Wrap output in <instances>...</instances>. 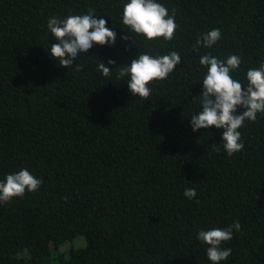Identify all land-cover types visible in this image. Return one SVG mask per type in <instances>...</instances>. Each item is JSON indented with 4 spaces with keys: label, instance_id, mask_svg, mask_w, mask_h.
I'll use <instances>...</instances> for the list:
<instances>
[{
    "label": "trees",
    "instance_id": "trees-1",
    "mask_svg": "<svg viewBox=\"0 0 264 264\" xmlns=\"http://www.w3.org/2000/svg\"><path fill=\"white\" fill-rule=\"evenodd\" d=\"M128 2L0 0V181L27 169L42 182L0 203V264H212L198 233L237 221L220 264H264V113L238 129L244 148L232 156L223 129L193 132L190 122L202 110L203 55L239 56L231 75L245 88L247 71L264 64V0H156L175 16L170 41L132 34ZM89 10L115 45L94 44L60 67L47 21ZM213 29L216 44L194 50ZM173 51L181 63L148 85L147 100L118 76L141 53ZM77 235L83 243L60 249Z\"/></svg>",
    "mask_w": 264,
    "mask_h": 264
},
{
    "label": "clouds",
    "instance_id": "clouds-1",
    "mask_svg": "<svg viewBox=\"0 0 264 264\" xmlns=\"http://www.w3.org/2000/svg\"><path fill=\"white\" fill-rule=\"evenodd\" d=\"M93 11L89 10L84 15H69L64 19L52 17L47 21V28L57 41L50 47V58L59 60L60 67L71 68L78 55L88 52L94 44L115 45L116 32L106 27L107 20L95 18ZM122 23L132 34L142 35L147 40L162 37L170 41L174 38L177 28L174 14L169 16L166 7L156 0H130L124 4ZM220 37V30L213 29L203 34L202 39L197 38L193 48L197 51L198 46L210 48ZM121 40L127 41L128 36H121ZM115 63L111 59L107 61L108 65ZM180 63V55L175 51L158 57L141 53L138 58L131 61L130 66H124L118 76L129 77L126 83L130 93L147 100L151 95L148 85L156 80L166 79ZM199 63L207 66V74L202 80L200 94L202 110L190 118L192 130L195 132L213 126L223 129L222 146L227 155L232 156L244 148L238 129L245 120L254 122L257 113H264V64L258 69L247 71L248 84L245 88L231 75L241 64L239 56L231 55L226 61H222L203 55ZM82 67L76 66L77 70ZM98 70L105 77L111 75V68L102 61L98 64ZM238 109L243 111L237 114ZM41 183V180L27 169L8 174L4 181H0V203H8L16 197L23 198L26 192H36ZM184 195L188 199H193L196 191L187 188ZM240 227L237 221L223 229L213 228L198 233L197 239L207 245L206 255L212 264H220L231 255V249L223 248L222 243L230 241L233 238V229L239 231Z\"/></svg>",
    "mask_w": 264,
    "mask_h": 264
},
{
    "label": "rangeland",
    "instance_id": "rangeland-1",
    "mask_svg": "<svg viewBox=\"0 0 264 264\" xmlns=\"http://www.w3.org/2000/svg\"><path fill=\"white\" fill-rule=\"evenodd\" d=\"M84 242V239H83V237L81 236V235H77V236H75V237H73V238H71V239H68L65 243H63L62 245H61V247H60V249L61 250H64V249H66V247H67V243L69 244V245H78V244H81V243H83Z\"/></svg>",
    "mask_w": 264,
    "mask_h": 264
}]
</instances>
